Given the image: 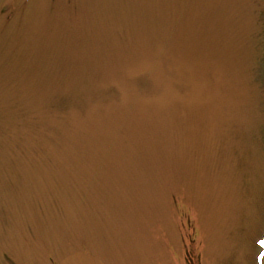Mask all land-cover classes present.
<instances>
[{
  "label": "rangeland",
  "instance_id": "1",
  "mask_svg": "<svg viewBox=\"0 0 264 264\" xmlns=\"http://www.w3.org/2000/svg\"><path fill=\"white\" fill-rule=\"evenodd\" d=\"M263 236L264 0H0V264H264Z\"/></svg>",
  "mask_w": 264,
  "mask_h": 264
}]
</instances>
